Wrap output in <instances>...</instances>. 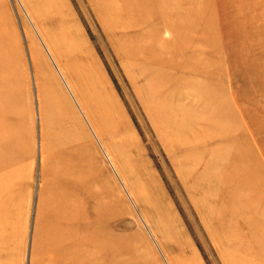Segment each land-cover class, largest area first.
I'll return each mask as SVG.
<instances>
[{
  "label": "rangeland",
  "instance_id": "374dc122",
  "mask_svg": "<svg viewBox=\"0 0 264 264\" xmlns=\"http://www.w3.org/2000/svg\"><path fill=\"white\" fill-rule=\"evenodd\" d=\"M214 3L159 30L117 0H0V264H74L92 231L119 264H264V0Z\"/></svg>",
  "mask_w": 264,
  "mask_h": 264
},
{
  "label": "bare ground",
  "instance_id": "6f19581e",
  "mask_svg": "<svg viewBox=\"0 0 264 264\" xmlns=\"http://www.w3.org/2000/svg\"><path fill=\"white\" fill-rule=\"evenodd\" d=\"M106 2L108 3V1H106ZM114 3H116V2H114ZM117 3H118V6H122V10H123L121 12L120 7L118 8V10L116 7L114 8L117 10V13H118L116 16H114V18H117V21H121L123 18L129 24H132L133 26H136L135 24H138V23L139 24L140 23L141 24L142 23H149L150 24V22H153L152 24L159 27V30L164 26L174 28V26L179 25L183 22H186L188 16L192 13L191 12L192 7L205 6L206 5L207 7H209L211 12H213V13L216 12L215 6L213 5V4H215L214 0H207V1H204V0H117ZM100 6H101V8H103L102 4ZM112 6L114 7V4ZM137 9H139V10H137ZM113 12H111V13L113 14ZM107 19H108V17H107ZM112 20H113V18H112ZM199 23H200V20L198 22H196V24H199ZM177 27H180V26H177ZM193 28H194L193 26L188 25L185 28L181 29L180 34H178V35L180 36L183 33L186 37H189V32L192 31ZM161 45H162V43H161ZM163 45H166V44L163 43ZM198 50L199 49L195 46H193V47H186L185 46L184 48L179 49V51L181 53L182 52L183 53L184 52H194V51H198ZM188 66H189L188 69H191V70L200 71V72H204V73L207 72V70L201 66H198V67H193L191 65H188ZM231 116L235 117L236 116L235 112H230L228 114L226 113L224 115H221L219 117L218 122H216L217 119H213L212 120L213 127L212 128L208 127L205 132L209 135L221 133L222 130L220 128V124L223 122V123H227V125L225 126L224 134L230 135L231 121L229 119ZM208 122L210 123V120L207 121V123ZM214 124H215V127H214ZM67 136H69V135H67ZM0 141H1V134H0ZM68 141L69 140H67V142ZM190 143H193V142H190ZM188 146H194L193 149L197 153H200L203 150V149H200L198 147V145L188 144ZM200 146H202V145H200ZM230 146H232L234 148V150L232 151V153L228 157V161H227L228 163H234V162L241 161V165L243 167L242 169L250 168L251 167V166L249 167L250 164H252V166L254 165V156L252 157L250 154V151H249V149L251 148L250 146H247L248 148H246V146L244 145V148H243V146L241 145V143L238 140L233 142L232 144H230ZM220 147H222V145H220ZM250 150H252V149H250ZM245 154H249V155L247 156V158L245 160H241V158ZM0 165H1V161H0ZM260 178L261 177L259 176V174H255L253 177H244L243 181L250 184V182L258 181ZM3 184H4L3 179L0 176V187H2ZM238 184H241V183L239 182ZM219 186H221V185H219ZM2 196H3V193H2V190L0 188V198ZM227 196H228V194H227ZM4 200L5 199H0V202H2ZM67 219H70L69 220L70 222L75 220V218L73 216H70ZM226 221H227V219H225V217H224V218H221L220 223H218L219 229H220V231L216 230V233L218 232V234H217L218 238H222L225 246L228 248H231L230 245H233L234 243H237L240 245V240H239L240 238L238 236H237L238 240H235V241L232 239L230 240L228 238V236L230 234H232V233H234V234L238 233L239 234L240 232L238 231V229H235L234 227L229 226L226 223ZM76 231L77 230L73 229V231H70V234L68 233V235L71 236L72 234H77ZM71 232H73V233H71ZM101 234H102V236L104 235L103 232H101V231H99V232L92 231L90 233L91 244H89V243L83 244L82 243V245L78 246V247L71 246L70 250L71 249L72 250L80 249L81 252H83V253L80 256H78L77 258H75V260H73V258H71L70 260L74 261L75 262L74 264H119V261L122 260L120 257H122V255L125 253L124 248L118 249L119 248L118 247L115 249V250L118 249L117 254L116 255L112 254L111 252L113 250L114 244L112 242V239L109 238V236L104 235V236H107V238L102 243H98V241L97 242L94 241ZM252 238L257 239L258 236L254 233V234H252ZM89 245H90V247H91V245L93 246L92 247L93 250H89V251L86 250V246H89ZM238 247H240V246H238ZM66 250L69 251V249H66ZM67 257L65 256L64 262L61 264H68V263H66V262H68ZM239 257L242 260L249 258L248 254L246 256L239 254Z\"/></svg>",
  "mask_w": 264,
  "mask_h": 264
}]
</instances>
